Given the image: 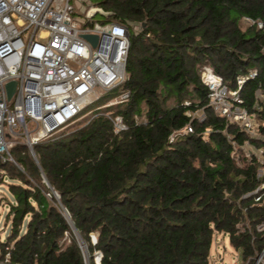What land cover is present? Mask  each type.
<instances>
[{
  "label": "trees",
  "instance_id": "16d2710c",
  "mask_svg": "<svg viewBox=\"0 0 264 264\" xmlns=\"http://www.w3.org/2000/svg\"><path fill=\"white\" fill-rule=\"evenodd\" d=\"M92 1L109 14L98 22L128 28L125 80L35 144L36 163L21 144L11 149L17 166L0 161V184L16 181L7 184L14 202L0 259L8 249L12 264H85L60 206L88 264L96 253L100 264H209L215 234L243 257L260 251L264 0ZM244 19L251 25L243 30ZM204 67L230 90L256 72L238 91L255 118L253 136L209 106ZM115 117L126 126L117 134Z\"/></svg>",
  "mask_w": 264,
  "mask_h": 264
},
{
  "label": "built area",
  "instance_id": "2783aa9c",
  "mask_svg": "<svg viewBox=\"0 0 264 264\" xmlns=\"http://www.w3.org/2000/svg\"><path fill=\"white\" fill-rule=\"evenodd\" d=\"M93 6L85 0H0L2 163L17 166L11 148L18 144L26 146L36 163L35 144L73 124L81 111L100 97L98 90L106 93L125 80L128 28L116 21L101 24L88 19ZM83 35H96L97 45L93 47ZM255 75L252 70L246 77H237L238 89L230 90L211 68L200 71L212 110L249 135L254 134L257 124L254 116L240 106L238 91L246 79ZM9 83H14L10 97L6 87ZM128 96L125 93L113 102L126 101ZM112 123L115 134L126 130L120 117ZM186 132H192L189 125ZM257 176L264 179V171L259 170ZM60 210L83 252L84 244L67 212L62 206ZM255 231L264 236V221L255 226ZM96 254L98 264L100 254ZM9 258L7 249L0 264H12ZM83 258L85 262L84 252ZM229 264H264V247L242 256L241 262L236 258Z\"/></svg>",
  "mask_w": 264,
  "mask_h": 264
},
{
  "label": "rangeland",
  "instance_id": "374dc122",
  "mask_svg": "<svg viewBox=\"0 0 264 264\" xmlns=\"http://www.w3.org/2000/svg\"><path fill=\"white\" fill-rule=\"evenodd\" d=\"M85 1H89L92 4L94 2L92 0H85ZM93 7H95V6H93ZM99 19H100L99 17H95V18H93V21L98 22ZM240 24H241V28L243 30L251 25V23L246 21V20H242ZM104 93L105 92H103L102 90H98L97 91V97L102 96ZM113 103H111V104H113ZM196 116L198 118H200L201 114L196 113ZM59 131H61V130H59ZM253 135L254 134H252L251 136H253ZM21 145H23V144H21ZM246 150H253V149L250 147H246ZM28 153H29V151H28ZM256 153L259 154V152H256ZM29 155H30V153H29ZM1 174H3V173L0 172V175ZM43 179L48 184L45 177H43ZM44 180H42V181L44 182ZM30 181H32V183L34 184L33 180L30 179ZM12 182H16V181H12L8 177H5L3 180V183L0 184V239L1 240L5 239L6 235L9 232V225H8V223H6L5 217L8 213V210H9L7 203L8 202H14L13 198L11 197V195L7 191V184L12 183ZM46 183H45V185H46ZM48 186H49V184H48ZM49 188H50V186H49ZM55 197H57V196L55 195ZM83 248H84L83 252L85 255V264H88L85 245ZM94 255H95L94 256L95 263L97 264V261L95 258L97 254H94ZM236 258H238V261L241 262V258H242L241 250H236L235 248H233L230 245L229 239L227 236H224L222 234H215L213 236L211 247H210L209 259H208L209 264H229V263L235 261Z\"/></svg>",
  "mask_w": 264,
  "mask_h": 264
},
{
  "label": "water",
  "instance_id": "95a60500",
  "mask_svg": "<svg viewBox=\"0 0 264 264\" xmlns=\"http://www.w3.org/2000/svg\"><path fill=\"white\" fill-rule=\"evenodd\" d=\"M97 15L107 17L109 14L102 12V10L97 7L91 8L87 14L88 19H93ZM82 38L86 40L87 42H89L93 47H95L98 43V37L96 35H83ZM6 87L8 91V97H10L13 93L14 83H9ZM44 182L46 183L45 180ZM46 186L49 187L47 183H46ZM93 239H94L93 243H95L96 239L94 236H93ZM100 257L101 255H99L98 264H100Z\"/></svg>",
  "mask_w": 264,
  "mask_h": 264
}]
</instances>
